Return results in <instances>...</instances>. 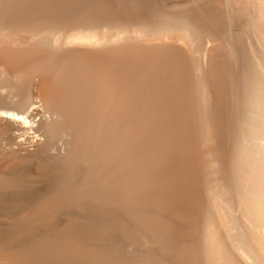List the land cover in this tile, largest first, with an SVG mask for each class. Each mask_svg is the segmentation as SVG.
Wrapping results in <instances>:
<instances>
[{
    "label": "bare ground",
    "instance_id": "1",
    "mask_svg": "<svg viewBox=\"0 0 264 264\" xmlns=\"http://www.w3.org/2000/svg\"><path fill=\"white\" fill-rule=\"evenodd\" d=\"M0 34L9 43L41 39L0 48V264L239 262L214 210L226 216L237 203L264 227V194L244 184L254 173L260 185L259 163L240 143L226 164L224 150L206 144L217 126L202 104L210 91L181 46L201 36L200 69L224 43L248 57L236 64L264 69V0H0ZM141 36L146 42L131 41ZM74 44L100 50L60 49ZM243 103L263 105L257 95ZM244 129L257 134L259 123L246 116ZM35 131L43 148L21 153ZM191 153L192 164L175 165L174 156ZM60 162L82 171L71 194L57 191ZM70 203L113 219L58 223ZM118 237L140 248L125 253Z\"/></svg>",
    "mask_w": 264,
    "mask_h": 264
},
{
    "label": "rangeland",
    "instance_id": "2",
    "mask_svg": "<svg viewBox=\"0 0 264 264\" xmlns=\"http://www.w3.org/2000/svg\"><path fill=\"white\" fill-rule=\"evenodd\" d=\"M131 41L146 42V38L145 36H141L137 39H132ZM131 41L123 40L121 43L127 44ZM40 42L41 39L32 41L26 39L25 43L22 44L17 43L16 41H11L10 43L0 41V48L6 47L8 49H13L14 47L12 46H16L15 49H25L27 47L35 45V43L38 45ZM48 47L54 49L55 46L53 47L52 45H50ZM75 47L89 50H100V47L98 46L87 44L63 45L60 49L67 50ZM202 47L203 41L200 35L195 39L193 43H190L186 46H181V48L185 52L189 53V57L194 62V66L192 67V73L199 79V81L205 82L208 87V90L210 91L209 99L207 98V100L205 102L203 101L202 104L203 106H205V108L209 107L212 110V113H214L216 118L217 123H215L217 126H214L215 129L213 138L211 140L209 139V141L207 140L206 144H213L224 150L225 157L222 156V158L225 159V164L228 163L229 158H232L233 145L236 142L247 147L249 159L251 161L259 163V172L261 180L260 185L262 184L263 187H259V182L257 183L255 181L254 173H252L248 178L244 179V184L250 191H262L264 194V69H257L247 64H236V60L247 59L248 57H246V55H244L242 51L234 49L233 47L225 43L217 45L216 49L214 50L212 54V66H204V68L200 69L198 63L201 61L200 49H202ZM56 49H59V47ZM251 55L248 54V56ZM247 95H257V97H259L260 100L263 102V105L261 107H253L249 106V104H242L243 99L246 98ZM262 96L263 98H261ZM38 99L36 105H40L38 103L41 102V99ZM36 113L37 117H39V113L41 114V110H37ZM246 116L253 117V119H256L258 121L259 132L257 134L253 135L247 129H244V131H240V121ZM218 120L221 123H219ZM37 133L39 134V136L37 135ZM42 134L43 132L41 131H35L31 133V136L33 135L34 137H31V140L27 138V140L24 142V150L21 153H25L26 155L32 153L34 154L38 150H41L46 140V137H43ZM33 139L36 140L34 141ZM52 140L54 141L52 142V144L56 146H58L61 142L58 137L53 138ZM57 142H59V144ZM57 153L61 156V159L64 158V151L58 150L54 152L53 155ZM193 157L194 155H192L191 153L186 157L174 156L173 159L176 162L175 165L180 166L182 161H188L189 164H192V161L194 159ZM32 160L37 161L38 158L33 157ZM62 161H66V159H63ZM81 172L82 171L80 167L73 166L72 164L67 162H60L56 168L58 180V193L60 195L64 193H73L75 191V187H77V183H79L82 178ZM40 187L42 193H45L46 181L44 179L42 180ZM208 190L205 189L204 195L200 193L202 195V199H205L206 202L210 201ZM78 206L80 205L76 203H70L66 206L60 207L57 217L58 223L72 220L77 223L79 222L81 226H91L92 224H94V222L95 224H98L102 222H109L113 219L111 215L102 213L101 211L95 208H90V206L86 203H84V205H81L82 208ZM214 216L218 224L220 225V234L222 233L221 236L226 242L229 253L236 263L239 261V264H260V262H262L263 260L261 264H264V249L262 248V245H264V227L260 226L254 213H247V211L242 205L239 206L237 203H234L233 210L226 216H222L217 210H214ZM94 226L96 227V230H98L97 226ZM93 230L95 231V229ZM245 231H247V235L250 236L249 241H246V239L243 237V232ZM118 239L120 244H123L122 247L124 248V251L126 250L125 253H129V249L133 250L140 248V245H138L137 247L136 242H134V244L132 240L130 241V239L122 240L121 237H118ZM248 242L249 245H253H251V247H248ZM240 246L244 248L246 247L248 254L243 255V253L238 248ZM250 250H253V252ZM260 258L262 260H260Z\"/></svg>",
    "mask_w": 264,
    "mask_h": 264
}]
</instances>
